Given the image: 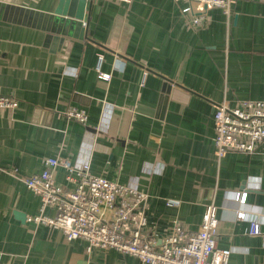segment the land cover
<instances>
[{
	"label": "crops",
	"instance_id": "0c3cea01",
	"mask_svg": "<svg viewBox=\"0 0 264 264\" xmlns=\"http://www.w3.org/2000/svg\"><path fill=\"white\" fill-rule=\"evenodd\" d=\"M58 3L0 0V94L18 101L0 108V263L143 264L114 248L87 251L84 240L26 219L55 213L41 210L24 178L56 157L145 192L142 233L157 245L175 223L196 231L212 199L227 264H264L263 240L248 232L252 217L264 232V142L218 158L213 119L218 104L264 100V0H230L228 16L208 8L196 28L182 13L186 0H88L83 38L80 25L61 38L34 14L29 23L26 10L51 13ZM69 107L86 122L67 118ZM54 178L71 185L61 166Z\"/></svg>",
	"mask_w": 264,
	"mask_h": 264
},
{
	"label": "built area",
	"instance_id": "2783aa9c",
	"mask_svg": "<svg viewBox=\"0 0 264 264\" xmlns=\"http://www.w3.org/2000/svg\"><path fill=\"white\" fill-rule=\"evenodd\" d=\"M186 1L188 4L182 13L194 28L206 20L208 8L219 7L224 14H229L230 0ZM100 62L99 58L97 70ZM99 74L108 78V74L100 71ZM17 104L13 96L0 94V108H14ZM63 114L82 123L87 119L85 111L76 107H69ZM213 119L218 158L228 150L250 153L264 142V100L244 99L233 108L218 104ZM149 138L158 142L160 135L150 134ZM43 163L44 168L39 173L26 176L24 183L39 196L41 210L48 206L55 213L52 216L44 213L28 216L27 220L60 230L66 240H84L87 251L114 248L137 257L143 264H227L231 251L216 244L218 217L217 206L212 199L204 204L196 231L187 232L175 223L157 245L155 238L142 233V227L146 225L144 208L148 198L145 192L93 174L87 162L77 165L67 158L47 157ZM57 166L65 169V180L70 186L56 183L54 169ZM234 199L244 203L245 192L236 191ZM244 215L242 210H235L237 218ZM133 218L137 219L136 226L126 235L125 225ZM249 222L248 232L260 235L264 244V232L259 222L253 217Z\"/></svg>",
	"mask_w": 264,
	"mask_h": 264
},
{
	"label": "water",
	"instance_id": "95a60500",
	"mask_svg": "<svg viewBox=\"0 0 264 264\" xmlns=\"http://www.w3.org/2000/svg\"><path fill=\"white\" fill-rule=\"evenodd\" d=\"M74 1V0H72ZM88 0H75L71 5L68 4L69 0H59V3L55 10L51 13L40 12L36 10H26L32 17L30 18V24L37 23V20L33 18V14L40 19L41 27L48 32L62 35L71 34L68 31V26L80 25L79 32L76 36L83 38L85 29L82 27L83 21H86L84 15L85 6ZM166 102V100L164 101ZM166 104V103H165Z\"/></svg>",
	"mask_w": 264,
	"mask_h": 264
}]
</instances>
